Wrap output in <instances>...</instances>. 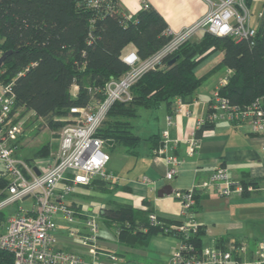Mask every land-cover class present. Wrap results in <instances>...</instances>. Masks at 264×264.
<instances>
[{
	"label": "trees",
	"instance_id": "trees-1",
	"mask_svg": "<svg viewBox=\"0 0 264 264\" xmlns=\"http://www.w3.org/2000/svg\"><path fill=\"white\" fill-rule=\"evenodd\" d=\"M168 27L155 7L142 8L129 17L121 0H99L95 6L88 0H0V56L12 50L0 67L4 70L2 79L13 82L16 106L43 119L44 125L60 128L65 123L61 118L69 114L71 107L86 106L93 100L91 89L104 86L129 69L123 60L127 52L134 50L145 59L161 49L171 39L164 33ZM215 51L224 53L220 66L231 70L220 89L222 95L237 105L264 98L263 15L256 35L250 39L218 36L209 31H203L198 39H187L163 59L162 65L147 70L137 80L131 88V102H116L111 107L99 135L106 142L136 153L142 137L134 131L132 119L139 115V109L159 108L164 103L171 106L177 97L185 103L193 102L203 81L195 69ZM74 84L79 86L75 94ZM214 124L207 121L197 129V136ZM148 141L156 151L163 142L162 134L154 133ZM51 151L48 143L25 159L33 162ZM97 181L105 188L107 182ZM134 212L128 205L107 210L110 217L122 221L121 236L133 231L180 236L152 225L149 213L146 221L136 223ZM203 233L199 229L190 238L197 252L201 251ZM0 264H14V254L0 249Z\"/></svg>",
	"mask_w": 264,
	"mask_h": 264
},
{
	"label": "built area",
	"instance_id": "built-area-1",
	"mask_svg": "<svg viewBox=\"0 0 264 264\" xmlns=\"http://www.w3.org/2000/svg\"><path fill=\"white\" fill-rule=\"evenodd\" d=\"M88 1L93 6L99 2ZM140 6L142 9L150 4L144 0ZM259 15L262 16L263 11ZM251 18L249 0H218L195 23L179 31L168 27L164 33L171 36V39L150 57L141 59L134 50L127 52L123 60L129 69L120 77L108 80L104 86L91 89L95 96L86 106L71 107L69 114L61 118L65 123L61 126L55 152L33 162H28L18 154L20 140L25 134L26 116H21V110L25 108L16 106L13 82L2 79L4 70L0 68V249L14 254V264L82 263L79 255L56 246V214L62 212L68 222H74L78 211L65 201L67 196L75 193L80 185H90L95 180L117 182L118 174L108 168L111 159V154L105 149L108 143L99 135L111 107L116 102H131V88L137 80L147 70L162 65L167 55L176 51L197 31H209L218 36L231 35L235 39H250L257 33ZM227 81L228 77L215 89L209 102L208 114L197 120L196 130L207 121L217 122L221 119L244 124L262 138L261 148L264 150V98L260 97L247 105L233 104L220 93ZM78 89L79 86L74 84L73 94ZM176 103V112H183L187 103L180 97L176 98ZM162 137L163 142L156 150V155L166 158L169 168L165 176L172 179L178 172L179 160L168 154L172 148L168 131H163ZM187 140L190 154L200 148L201 138L197 135ZM177 142L176 140L173 144L176 145ZM143 181L153 183L149 176H144ZM200 187H213L219 194L229 196L234 189L253 191L256 186L235 185L228 168L217 166L207 179L194 187L175 191V196L181 202V221L168 223L159 218L155 211H150L149 220L152 225L162 226L164 232L180 234L178 238L181 244L174 252L171 264H264V238L259 243L253 260L239 257V253L246 249V245L240 243L231 244L226 249L208 248L202 253L196 251L195 243L190 238L200 228L195 215L196 191ZM26 199L32 200L29 209L16 206ZM86 225L89 230L82 235L81 242L95 254L99 235L96 216L90 215L86 219ZM110 256L118 259L115 254Z\"/></svg>",
	"mask_w": 264,
	"mask_h": 264
},
{
	"label": "crops",
	"instance_id": "crops-1",
	"mask_svg": "<svg viewBox=\"0 0 264 264\" xmlns=\"http://www.w3.org/2000/svg\"><path fill=\"white\" fill-rule=\"evenodd\" d=\"M144 0H121L127 14L134 15ZM166 19L169 28L179 31L203 18L218 0H145ZM253 6L251 22L257 25L264 15V0H249ZM252 9V8H251ZM257 11V12H256ZM263 11V15L259 13ZM256 12V13H255ZM204 30L197 31L191 39H198ZM224 53L215 51L195 69L203 81L193 102L187 103L183 112H176V100L171 106L166 103L159 108H148L146 126H137L134 131L142 137L136 153L125 147L108 143L111 154L108 168L118 174L117 182H107L105 188L95 180L90 185H80L65 201L78 211L76 220L68 222L62 212L56 214V246L73 252L82 260L80 264H171L174 252L181 242L177 236L163 232H127L119 234L118 221L107 210L123 205L135 210L136 223L144 222L150 211L168 223L182 220L181 202L175 191L192 188L207 179L217 166L228 168L235 185L245 180L260 179L253 191L234 189L229 196L219 194L213 187L196 191L195 215L200 222V252L208 248L226 249L239 242L246 249L239 253L243 259L256 258V250L264 238V150L262 138L247 125L231 123L226 119L215 122L198 136L200 148L190 154L188 138L197 135L196 122L206 117L209 102L215 89L229 77L231 70L220 66ZM139 110V116H141ZM135 117V118H137ZM171 117V122H169ZM133 122V121H132ZM168 131L171 147L168 154L179 160L174 178L165 175L169 163L164 156H157L148 137ZM178 141L176 145L173 143ZM149 176L153 183L143 181ZM106 182V181H105ZM245 185V184H243ZM247 186V185H246ZM95 215L99 223L96 253L81 242L88 232L86 219ZM115 254L118 259H112ZM228 264H236L229 262Z\"/></svg>",
	"mask_w": 264,
	"mask_h": 264
},
{
	"label": "rangeland",
	"instance_id": "rangeland-1",
	"mask_svg": "<svg viewBox=\"0 0 264 264\" xmlns=\"http://www.w3.org/2000/svg\"><path fill=\"white\" fill-rule=\"evenodd\" d=\"M253 9V6L251 7ZM257 12V11H256ZM255 12V13H256ZM202 19V18H201ZM148 108H140L141 116L133 118V123L138 126H146L147 112ZM23 112L21 116H26V126H25V135L20 140L18 154L22 157H32L33 154L43 145L50 143L52 151L48 156L55 152L58 142V137L60 134L61 127L51 128L48 125L43 124V119H36L33 113L27 112L25 109L21 110ZM106 149L108 147L106 146ZM22 206L25 209H29L32 206V200L26 199L22 202H18L16 206ZM9 209V208H8ZM7 209V211H8Z\"/></svg>",
	"mask_w": 264,
	"mask_h": 264
},
{
	"label": "water",
	"instance_id": "water-1",
	"mask_svg": "<svg viewBox=\"0 0 264 264\" xmlns=\"http://www.w3.org/2000/svg\"><path fill=\"white\" fill-rule=\"evenodd\" d=\"M11 53H12V50H8V51L4 52V53L0 56V67H1V65L3 64V62H4L5 58L7 57V55H8V54H11ZM175 59H176V57L173 58V59L170 61V63L173 62V61H175ZM111 142H112V141H108L107 143H111ZM35 169H36L37 172H39V170H38L37 168H35Z\"/></svg>",
	"mask_w": 264,
	"mask_h": 264
}]
</instances>
